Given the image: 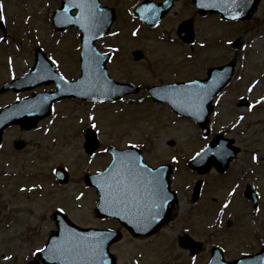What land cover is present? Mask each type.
<instances>
[{
	"label": "rangeland",
	"instance_id": "374dc122",
	"mask_svg": "<svg viewBox=\"0 0 264 264\" xmlns=\"http://www.w3.org/2000/svg\"><path fill=\"white\" fill-rule=\"evenodd\" d=\"M137 2L102 0L104 5L118 8L119 18L111 30L112 35L98 41L97 46L100 52L114 54L108 64L110 75L119 82L134 84L141 92L114 104L62 102L57 104V115L43 123L41 130L31 133L14 128L5 135L0 154V264H27L38 259L36 250L44 247L46 236L55 229L53 214L56 210L63 209L81 226L91 223L99 226V221L89 212L93 198L83 178L109 167L111 159L104 154V149L112 145L122 149L140 148L154 166H175V188L181 196L177 220L158 239L125 241L120 248L122 264H204L205 251L195 257V261L175 245L173 236L179 232L177 225L193 229L208 246H224L229 259L248 250L256 251L264 243V0L253 20L242 24L225 23L217 16L202 18L191 12L185 0L178 2L165 22L156 28L137 21L134 14ZM61 3L62 0H7L6 5L5 0L7 12L4 17L0 16V26L7 20L5 40L9 46L3 43L6 42L5 32L0 28V37H3L0 39V87L31 69L37 48H43L55 59L64 76L77 78L80 33L73 29L61 33L52 27L53 13ZM190 19L194 20L196 42L185 46L176 32L183 21ZM235 41L239 42L238 47L234 46ZM136 50L144 54L143 60H135ZM234 58L238 60L236 74L216 103V113L211 120L212 136L226 132L228 138H233L236 126L247 129L240 136L239 161L223 178L221 187L220 182H215L216 172L203 177L188 172L184 162L199 153L212 137L204 140L195 126L149 100L146 89L149 85L205 78L208 68L227 64ZM244 95L252 100L251 109L237 108L238 99ZM15 96L0 95V108L13 103ZM92 124L96 125L97 132L101 129V143L99 153L90 156L84 137L85 128L88 130ZM172 140L175 147L168 145ZM17 141L27 142L24 152L15 150ZM173 157L178 158L174 164ZM59 166L69 171L67 185L56 181L53 169ZM24 168L27 183L20 181ZM205 178L207 199L203 202L212 204L214 208L209 207L212 213L219 206L211 202V198H227L231 189L240 185L242 188L247 181L261 197L260 208L253 210L235 201L239 208L237 215L241 217L239 227L231 213L230 223L228 213L223 224L217 223L211 213L200 219L198 206L195 207L191 199L192 190L186 192V187L196 179ZM236 179L240 184L235 183ZM22 184H27L26 190L20 189ZM248 235L246 243L239 242Z\"/></svg>",
	"mask_w": 264,
	"mask_h": 264
},
{
	"label": "water",
	"instance_id": "95a60500",
	"mask_svg": "<svg viewBox=\"0 0 264 264\" xmlns=\"http://www.w3.org/2000/svg\"><path fill=\"white\" fill-rule=\"evenodd\" d=\"M173 2L174 0H168L161 6L149 4V10L147 12L142 10L143 8H140L137 10V14L148 24H156L160 22V20L167 14L169 9L173 7ZM209 2H213V0H193L192 4L196 8V11L201 15L216 13L220 14L227 20L248 21L253 17L254 13L258 9L261 0H246V6L242 8L228 6L226 0H223L219 7H201V3ZM80 3H82V0H63L62 8L56 11L53 18V23L57 30L63 31L67 28H76L81 32V76L71 84L65 83L63 81L59 82L58 84L61 89L57 94L53 95L45 93L37 96L40 98L36 101L40 100L44 102L46 100L45 104H43L44 108L40 110L39 106L36 108L38 111L34 110L32 107L33 104H31V102H33L34 99H29L15 106H11L2 110L0 113V144L5 129L13 125H22L28 129L36 127L40 120L46 118L51 113V106L55 100H60L63 98H80L91 102H105L117 99L133 92L130 86L117 83L110 78L107 70V63L109 62L111 56L99 54L95 46L98 40L106 37L109 34L112 25L116 20L115 9L111 7H103L100 4V1L96 0V3L99 5V7L102 8L106 13L107 19L103 28L95 31H87L81 26L80 23L76 22L77 20L81 19V12L84 11V9L76 6ZM65 8L68 9L67 12L64 11ZM73 12H76V14L73 15ZM237 12H240L241 14L238 18H234ZM153 17H155V19H153ZM150 18L152 20H150ZM179 35L186 44H192L195 38L192 23L186 22L183 24L179 30ZM36 55V66L31 74L28 75V79L35 80V82H38V85L46 84L47 82H45L44 78H39V74H46L48 71L53 72V69L49 62L45 59L41 50H39ZM135 56L139 59L143 57L139 52L135 53ZM235 65L236 63L233 61L227 66L212 68L209 70L208 78L205 80H194L185 83L152 87L149 89V93L155 100L170 105L171 108L178 114L190 118L200 124L202 126L203 133H207L208 130L206 124L209 122V115L213 112L214 98L220 94L230 82L234 74ZM53 80L56 79L53 78ZM38 85L29 86L27 89H32ZM11 88H14L16 91H20L19 88L12 86L8 87L7 89ZM209 88L212 90L207 95V97L203 99L202 108L192 107L179 95V93L200 92L201 90H207ZM90 135L91 136L88 138V151L89 153H93L98 148V142L96 136L92 132ZM233 142V140L217 137L201 153L200 156L196 157L190 163V167L199 173L208 172L212 166H215L219 172H225L229 168L231 161L236 157L237 150L232 147ZM209 148H211V151L208 152L207 155H204V152ZM110 152L113 155V162L109 169L105 172L86 177V183L90 186H95L98 189V195L100 199L97 206V212L102 216L111 212L113 208L107 207L105 204V194L100 187L101 174L111 172L114 161L123 156L125 153H132L133 155L139 157L140 161L143 163V157L139 150L132 149L128 151H119L117 149H111ZM148 169L152 170L150 167H148ZM159 169H163V181L165 185V192L168 197L163 210L160 212V215L154 219V221L151 220L147 227H142L135 216L125 214L123 211H121L123 223H127V225L125 223L124 224L135 236H150L158 232L171 217L172 210L169 208V206L171 205L174 207L178 202L176 194L171 190L170 178L172 174V168L170 166H164L160 167ZM57 176L60 182H68V175L64 170L61 169L57 173ZM56 221L60 231L51 237L47 249L52 247L53 241L58 243L63 242L69 231L71 233L90 238L94 234L104 235L107 237L104 242L105 262H108L109 247L112 243L118 241L119 237L110 236L108 232L104 231H90L80 229L69 222L67 217L63 214L57 213ZM47 249L40 255L45 264H66L64 261L48 259ZM110 262L111 264H114L113 259L112 261L110 259ZM81 264H83V262H81ZM209 264H264V247L258 254L254 256H246L232 262H225L223 253L220 250H214V255L212 256Z\"/></svg>",
	"mask_w": 264,
	"mask_h": 264
},
{
	"label": "snow or ice",
	"instance_id": "6c2138e0",
	"mask_svg": "<svg viewBox=\"0 0 264 264\" xmlns=\"http://www.w3.org/2000/svg\"><path fill=\"white\" fill-rule=\"evenodd\" d=\"M221 2L223 0H213V2L201 3V7H219ZM226 2L228 6L232 7L246 6V0H226ZM76 6L84 9L81 12V19L76 22L80 23L85 30L95 31L103 28L107 16L96 0H82V3ZM2 9L3 4H0V10ZM64 11L67 12L68 9L65 8ZM240 14L237 12L234 18H238ZM211 90L209 88L200 92L179 93V95L192 107L202 108L203 99ZM251 90L250 88L249 91ZM104 151L107 152L108 149H104ZM210 151L211 148L207 149L204 155ZM197 155L201 154L197 153ZM173 159L176 158L173 157ZM100 179L106 206L119 209L113 213L114 215L119 216L123 211L125 214L135 216L142 227H147L151 220L160 215L168 199L163 181V169L156 171L148 169L147 165L132 153H125L114 161L112 171L101 174ZM234 193L235 189L230 195ZM224 207H228V205L226 204ZM106 239L107 237L104 235L94 234L90 238L69 231L63 242H52V247L47 249L48 259L64 261L66 264H81V262L83 264H105L104 242ZM36 251L43 253L45 249L38 248Z\"/></svg>",
	"mask_w": 264,
	"mask_h": 264
},
{
	"label": "flooded vegetation",
	"instance_id": "af4514ba",
	"mask_svg": "<svg viewBox=\"0 0 264 264\" xmlns=\"http://www.w3.org/2000/svg\"><path fill=\"white\" fill-rule=\"evenodd\" d=\"M155 1L162 2L163 0H155ZM235 138H236L237 141H239V142L241 141V137H240L239 133L235 135ZM93 192L95 193V191H93ZM243 194H244V192H243ZM199 203H203L202 196L198 200L197 204H199ZM97 220L100 221V222H104L105 223L104 228H106V229H109V230H119V229H121L120 224L118 222H116V220H113V219H107V220L97 219ZM124 236H125L124 238L127 239L126 233L124 234ZM117 245H115L114 247H117Z\"/></svg>",
	"mask_w": 264,
	"mask_h": 264
},
{
	"label": "bare ground",
	"instance_id": "6f19581e",
	"mask_svg": "<svg viewBox=\"0 0 264 264\" xmlns=\"http://www.w3.org/2000/svg\"><path fill=\"white\" fill-rule=\"evenodd\" d=\"M177 7V5L175 6V8Z\"/></svg>",
	"mask_w": 264,
	"mask_h": 264
}]
</instances>
